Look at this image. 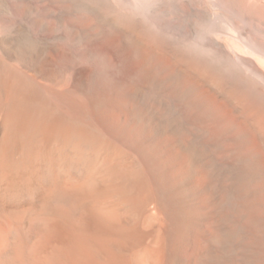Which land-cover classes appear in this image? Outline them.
<instances>
[{
	"label": "bare ground",
	"instance_id": "1",
	"mask_svg": "<svg viewBox=\"0 0 264 264\" xmlns=\"http://www.w3.org/2000/svg\"><path fill=\"white\" fill-rule=\"evenodd\" d=\"M0 264H264V0H0Z\"/></svg>",
	"mask_w": 264,
	"mask_h": 264
},
{
	"label": "rangeland",
	"instance_id": "2",
	"mask_svg": "<svg viewBox=\"0 0 264 264\" xmlns=\"http://www.w3.org/2000/svg\"><path fill=\"white\" fill-rule=\"evenodd\" d=\"M40 10V11H39ZM38 12L39 13H37L36 14V16H37V18H41L42 17V15H44L45 14V10L43 9V8H39L38 9ZM42 13V15H40ZM54 22H55V24H53L52 26H51V32H52V34H59L61 31H60V28H59V26L61 25V22L60 21H58L57 19H55L54 20ZM58 24V25H57ZM57 42V40L56 39H54V38H52V40H51V42Z\"/></svg>",
	"mask_w": 264,
	"mask_h": 264
}]
</instances>
